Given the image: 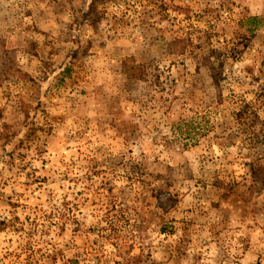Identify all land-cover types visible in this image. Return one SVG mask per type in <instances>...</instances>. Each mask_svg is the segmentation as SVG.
I'll return each mask as SVG.
<instances>
[{
  "label": "rangeland",
  "instance_id": "rangeland-1",
  "mask_svg": "<svg viewBox=\"0 0 264 264\" xmlns=\"http://www.w3.org/2000/svg\"><path fill=\"white\" fill-rule=\"evenodd\" d=\"M0 264H264V0H0Z\"/></svg>",
  "mask_w": 264,
  "mask_h": 264
}]
</instances>
